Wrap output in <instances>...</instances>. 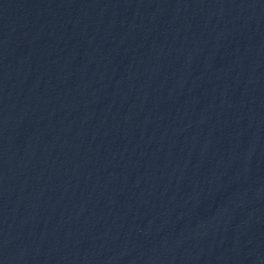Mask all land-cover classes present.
Listing matches in <instances>:
<instances>
[{"label":"water","instance_id":"95a60500","mask_svg":"<svg viewBox=\"0 0 264 264\" xmlns=\"http://www.w3.org/2000/svg\"><path fill=\"white\" fill-rule=\"evenodd\" d=\"M0 264H264V0H0Z\"/></svg>","mask_w":264,"mask_h":264}]
</instances>
